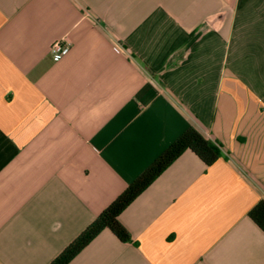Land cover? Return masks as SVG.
<instances>
[{
	"label": "crops",
	"instance_id": "1",
	"mask_svg": "<svg viewBox=\"0 0 264 264\" xmlns=\"http://www.w3.org/2000/svg\"><path fill=\"white\" fill-rule=\"evenodd\" d=\"M189 127L222 157L69 264H264V0H0V264H50Z\"/></svg>",
	"mask_w": 264,
	"mask_h": 264
},
{
	"label": "trees",
	"instance_id": "2",
	"mask_svg": "<svg viewBox=\"0 0 264 264\" xmlns=\"http://www.w3.org/2000/svg\"><path fill=\"white\" fill-rule=\"evenodd\" d=\"M221 145L211 141L197 128H187L180 137L169 145L126 189L110 203L96 219L84 229L50 264H69L103 230L110 229L124 243L132 241L131 235L120 222L121 213L185 151L190 150L207 166L222 157ZM248 217L264 233V200H260Z\"/></svg>",
	"mask_w": 264,
	"mask_h": 264
},
{
	"label": "built area",
	"instance_id": "3",
	"mask_svg": "<svg viewBox=\"0 0 264 264\" xmlns=\"http://www.w3.org/2000/svg\"><path fill=\"white\" fill-rule=\"evenodd\" d=\"M71 50V42L67 38H61L53 41L50 46V52L55 61L62 60L69 54Z\"/></svg>",
	"mask_w": 264,
	"mask_h": 264
}]
</instances>
